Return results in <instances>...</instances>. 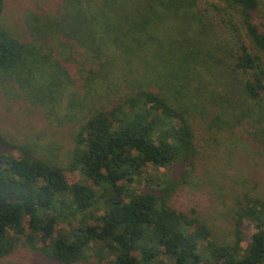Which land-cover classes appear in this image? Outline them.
<instances>
[{
    "label": "trees",
    "instance_id": "1",
    "mask_svg": "<svg viewBox=\"0 0 264 264\" xmlns=\"http://www.w3.org/2000/svg\"><path fill=\"white\" fill-rule=\"evenodd\" d=\"M143 1L144 9L137 10L142 24H131L126 35L135 26L141 32L149 29L147 14L158 1L195 8L203 15L216 13L231 32L233 45L225 48L217 43L205 62L220 69L207 67L212 74L215 70L214 79L222 86L219 103L224 106L207 121L212 140H216L222 124L230 127L246 116L235 119L239 107L260 104L264 94V21H255L261 0H219L210 7L198 0ZM3 4L0 0V14ZM261 11L264 19V8ZM97 12V8L92 12L93 25L100 24ZM65 15L66 10L61 19ZM121 15L118 9L111 10L110 19H125L127 13ZM195 22L201 28L191 24L175 31L187 44L172 45L189 56L185 63L190 75L174 82L173 76L165 79V72L157 68L150 81L152 68L134 76L126 72L124 96L109 108L89 111L77 123L66 165L26 149L16 156L13 150L21 147L0 132V264L18 244L60 264H103L104 260L107 264H264V197L244 190L233 200L226 219L227 232L232 233L229 241L202 221L195 208L185 211L171 204L189 183L200 154L193 122L202 112L193 100L199 90L191 83V74L202 62L191 53L205 50L206 44L203 47L197 41L207 31L211 33L212 27L201 20ZM62 32V42H71ZM112 34L106 39L102 30L91 44L78 45L91 58L85 68L93 59L99 60L97 65L114 66L119 58L114 47L129 58L142 49L138 38L120 42L118 33ZM211 38L213 44L212 34ZM24 53L25 43L0 24V72L19 74ZM70 58L61 56L67 62ZM54 64L55 75L57 71L62 81L72 80L57 58ZM86 69L91 78L97 77L98 67ZM160 76L164 79L157 81ZM40 78L30 77V84L34 79L41 82ZM74 171L80 178L70 181L68 175ZM251 227L254 231L249 233Z\"/></svg>",
    "mask_w": 264,
    "mask_h": 264
},
{
    "label": "rangeland",
    "instance_id": "2",
    "mask_svg": "<svg viewBox=\"0 0 264 264\" xmlns=\"http://www.w3.org/2000/svg\"><path fill=\"white\" fill-rule=\"evenodd\" d=\"M93 1L96 3L99 25H93L92 12L95 8L92 0H4L0 24L25 43V64L18 70L19 74L0 72V132L21 147L13 150L16 156H21L22 149H26L33 154L66 165L73 145L71 135L77 123L89 111L109 108L118 98L124 96L126 88L123 81L126 72L134 76L137 72L152 68L150 81L153 80L157 68L165 72V79L173 76L174 82L176 79L182 80L189 76L190 70H186L185 63L189 56L185 52L183 54L180 48H172V45L187 44L182 42L183 35L176 34L175 31L191 24L192 27L201 28V24L195 22L196 20H201L209 26L211 20L212 32L207 31L203 39L197 41L203 47L206 44L205 50L191 53L198 56L197 59L202 62L201 66H194V74H191V83L197 85L199 90L197 98L193 100L200 104L199 110L202 112V116L199 115L193 122L200 152L199 159L191 172L189 183L175 194L171 204L185 211L195 208L202 221L212 227L224 241H229L232 233L227 232L226 219L233 206V200L244 190L264 197V94L260 104L253 107L249 105L248 108L239 107L235 112V119L246 116L230 127L222 124L216 140H212L213 130L207 124L224 104L219 103L222 99L220 97L222 86L214 79L215 70L212 74L211 70L207 69L210 65L205 62L210 58L212 50L217 47V43L223 44L225 48L233 45L231 32L216 13L203 15L194 10L195 8L183 7L178 3L176 7L173 3L162 4L158 1L147 14L149 29L141 32L139 30L141 27L135 26L128 36L125 31L131 24H142V14L137 10L144 9L146 3L143 0H135L134 3L137 5L134 7L131 5L133 0ZM198 1L209 7L219 2ZM262 8L264 0H261L260 11L255 17L258 23L264 21L260 18L263 15ZM117 9L118 15L127 13L125 19L119 21L110 19L111 10ZM65 10L66 15L61 19V14L65 13ZM55 25L72 41L62 42L61 32ZM102 30H105L106 39L113 32L115 33L112 36L118 33L120 42H131L136 37L141 41L139 45L142 49L137 51L135 58L132 56L129 58L114 47L119 57L117 62L114 61V66L101 63L97 65L96 62L99 60L93 59L86 65V68L98 67L97 77L93 79L84 67L87 59L89 61L91 58L89 55L86 57L78 45L91 44L97 40L94 35ZM211 34L215 38L213 44ZM187 42L190 44L192 40ZM64 46L70 49L63 51L61 48ZM50 50H53L51 55ZM57 53L58 57L55 56ZM61 56H71L70 61H63ZM55 57L59 67L63 64L67 68L70 75L68 78L72 80L62 81L59 72H55L57 75L53 73ZM202 58L206 60L202 61ZM147 59L154 66L148 64ZM211 68L220 71L217 67ZM30 77H41L47 81L41 78V82L34 79L30 84ZM160 78L157 77L156 80L164 79L162 76ZM147 170L155 173L151 166H148ZM160 171H164V168H160ZM68 178L72 181L79 179L80 175L78 171H74ZM141 187L142 185L139 186ZM247 231L252 233L254 228H248ZM245 244L244 240L242 246ZM2 263L60 264L22 244H18ZM71 264L95 263L78 261ZM103 264H107V261L104 260Z\"/></svg>",
    "mask_w": 264,
    "mask_h": 264
}]
</instances>
